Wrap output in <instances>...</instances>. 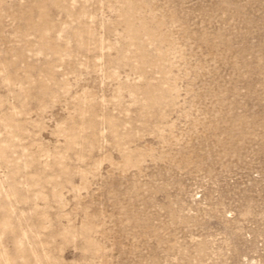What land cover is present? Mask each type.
Masks as SVG:
<instances>
[{
	"label": "rangeland",
	"instance_id": "1",
	"mask_svg": "<svg viewBox=\"0 0 264 264\" xmlns=\"http://www.w3.org/2000/svg\"><path fill=\"white\" fill-rule=\"evenodd\" d=\"M0 264H264V0H0Z\"/></svg>",
	"mask_w": 264,
	"mask_h": 264
},
{
	"label": "bare ground",
	"instance_id": "2",
	"mask_svg": "<svg viewBox=\"0 0 264 264\" xmlns=\"http://www.w3.org/2000/svg\"><path fill=\"white\" fill-rule=\"evenodd\" d=\"M74 137H75V136H74ZM76 138H77V137H75V138H70V140H69V141H70L69 145L76 144V143H75V142H76V141H75ZM80 138H81V137H80ZM80 142H81V140H80ZM78 143H79V142H78ZM81 144H82V143H81ZM78 145H79V144H78ZM73 146H74V145H73ZM73 146H72V147H73ZM81 146H82V145H81ZM83 184H84V183H83ZM29 248H30V247H29ZM99 251H100L99 248H96V249H95V252H96V253L98 252L97 254H99V253L101 252V251H100V252H99ZM34 253H35V252H32L33 255H34ZM35 256H36V255H35ZM36 258H37V257H36ZM40 263H41V262H40Z\"/></svg>",
	"mask_w": 264,
	"mask_h": 264
}]
</instances>
